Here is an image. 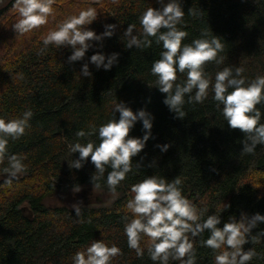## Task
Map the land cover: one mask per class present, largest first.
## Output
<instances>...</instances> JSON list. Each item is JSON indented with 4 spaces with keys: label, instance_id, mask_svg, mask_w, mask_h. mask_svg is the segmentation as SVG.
I'll return each instance as SVG.
<instances>
[{
    "label": "trees",
    "instance_id": "1",
    "mask_svg": "<svg viewBox=\"0 0 264 264\" xmlns=\"http://www.w3.org/2000/svg\"><path fill=\"white\" fill-rule=\"evenodd\" d=\"M181 2L185 15L177 27L188 33L182 45L212 36L220 37L224 44L223 52L218 53L223 63L210 61L203 66L211 79L207 98L189 103L188 95H194L195 90L186 94L183 118L163 103L167 94L158 90V77L151 73L153 62L164 51L162 43L157 45L155 38L149 37L153 41L150 48L126 47L127 27L135 24L142 33L139 17L149 7H160L156 0H54L48 23L23 35L14 29L20 18L13 7L15 0L0 10V117L16 119L27 110L33 112L25 135L10 139L8 144V153L23 156L27 168L11 184L5 183L6 179L0 181V264H73L76 252L101 240L120 249L111 264H154L148 252L150 238L142 237L143 255L138 256L129 248L124 232L125 224L133 218L126 207L134 196L131 187L150 176L169 181L179 177L182 194L198 212L207 209L201 222L217 211L220 228L232 217L239 221L242 214L249 218L264 215V145H258L253 154H242L246 134L227 125L223 106L217 107L212 91L216 73L225 67L233 72L243 68L245 86L264 76V0ZM88 7L96 10L97 19L84 27L99 35L106 24H115L111 38L91 42L93 47L85 59L75 63L68 62L70 47L49 45L44 49L42 38L49 31ZM205 32L207 37L202 36ZM98 52L119 53V61L110 71L97 70L89 61ZM84 63H89L91 77L80 75ZM186 79V72H177L174 84ZM118 102L155 117L152 138L132 158L133 172L116 186L121 197L107 208H82L79 216L75 210L44 207L45 199L64 188L94 187L91 178L98 172L91 158L81 169H70L69 163L79 157L70 146L89 141L99 144L98 133L78 138L76 132L87 133L92 126L98 129L119 119V113L114 112ZM257 107L262 114L260 123H264V104ZM129 135L142 137V122ZM164 144L170 145L167 152L157 147ZM6 163L0 160V176L7 175L2 171ZM111 171L106 165L97 189L111 190L107 184ZM224 204L230 208L224 210ZM260 232H264V223L253 229L249 239ZM208 238L207 230L194 238L196 264H215L220 250L203 246L201 242ZM244 249L256 253L247 264H264V236L256 243L250 239ZM168 264L180 261L170 258Z\"/></svg>",
    "mask_w": 264,
    "mask_h": 264
},
{
    "label": "clouds",
    "instance_id": "2",
    "mask_svg": "<svg viewBox=\"0 0 264 264\" xmlns=\"http://www.w3.org/2000/svg\"><path fill=\"white\" fill-rule=\"evenodd\" d=\"M156 2L160 7H149L139 17L142 33L136 30L135 24L127 27L124 32L127 38L126 47L150 48L153 41L149 37H154L157 45L162 43L164 51L160 53V59L153 62L151 73L158 77V90L167 94L163 103L178 118H183L186 94L195 90L194 95H188L189 103H202L207 98L211 79L203 66L210 61L223 63L224 58H218V53L223 52L224 44L220 37L212 36L210 39H196L191 44L182 45L188 33L177 27L183 22L185 15L181 0ZM0 3H3V0H0ZM53 3L54 0H15L13 7L20 17L14 25L15 32L23 35L47 24L49 16L53 13ZM96 19L97 13L93 7L80 11L78 15L68 18L58 25L56 30L49 31L42 38L44 49L49 45L70 47L72 54L68 57L69 63L84 60L86 53L93 47L91 42H102L115 34V24H106L105 31L99 35L84 27L91 25ZM134 32L137 34L134 35ZM207 35V32L202 33L204 37ZM119 56V53L105 55L98 52L90 57L89 62L95 65L97 70L110 71L118 63ZM177 72L187 74V79L182 84H174ZM243 72L241 67H237L234 72L231 67H225L216 73L212 91L213 99L218 102L217 107L223 106L222 115L227 125L246 134L242 154H253L258 145H264V123H260L262 114L257 107L264 104V76H257L245 86L246 78ZM80 75L92 76L89 63L82 65ZM114 112L119 113V119H112L98 129L92 126L87 133L83 130L76 132L78 138L98 133L100 142H77L71 145V152L79 153V157L69 163L70 169L79 170L88 162V158H91V163L98 172L91 178L94 189L101 187L98 181L105 172V166H110L112 171L107 176V184L113 192L116 186L133 172L132 158L141 153L152 138L155 119L144 109L134 112L125 102L115 103ZM32 117L31 110L25 111L16 119L5 120L0 117V160L7 161L2 169L3 173L7 174L5 183L11 184L26 171L24 157L9 154L8 144L10 139L15 141L25 135L31 126ZM138 122H142L144 135L130 136L131 130ZM157 147L162 152H167L170 145ZM181 184L179 177L169 181L164 177L150 176L132 185L131 192L134 196L126 207L133 214V218L124 226L129 248L136 250L138 256H142L140 242L143 236H147L150 238L148 252L154 264H168L170 258L180 261V264H196L194 238L207 230L209 238L201 243L213 250H220L215 256V264H247L251 261L256 253L253 249L245 251L244 245L248 244L250 239L252 243H256L264 236V232H260L249 239L253 229L264 223V215L257 213L249 218L242 214L239 221L232 217L230 222L220 228L218 225L222 222L221 215L217 211L201 222L207 209L198 212L182 194ZM72 191L79 193L81 188L77 185ZM223 207L225 210L230 208V205L224 204ZM73 208L79 216L80 207L73 205ZM119 253L120 249L115 245L109 247L102 240L94 241L86 250L76 252L72 260L73 264H111L112 259Z\"/></svg>",
    "mask_w": 264,
    "mask_h": 264
},
{
    "label": "rangeland",
    "instance_id": "3",
    "mask_svg": "<svg viewBox=\"0 0 264 264\" xmlns=\"http://www.w3.org/2000/svg\"><path fill=\"white\" fill-rule=\"evenodd\" d=\"M11 2L12 0H3V3H0V10L6 9ZM2 179H6V177L0 176V181ZM75 186L64 188L55 195L48 197L43 201V206L68 210H75L73 205H78L80 209L107 208L112 206L122 195L117 191L94 189L92 186H80L81 191L75 193L72 191Z\"/></svg>",
    "mask_w": 264,
    "mask_h": 264
},
{
    "label": "water",
    "instance_id": "4",
    "mask_svg": "<svg viewBox=\"0 0 264 264\" xmlns=\"http://www.w3.org/2000/svg\"><path fill=\"white\" fill-rule=\"evenodd\" d=\"M6 179H7V175H5ZM24 211H26V209H24Z\"/></svg>",
    "mask_w": 264,
    "mask_h": 264
}]
</instances>
